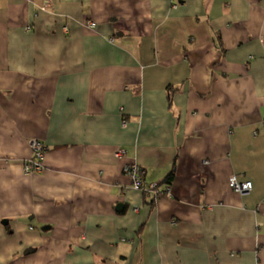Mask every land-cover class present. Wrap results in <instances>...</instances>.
Masks as SVG:
<instances>
[{
  "label": "crops",
  "instance_id": "obj_1",
  "mask_svg": "<svg viewBox=\"0 0 264 264\" xmlns=\"http://www.w3.org/2000/svg\"><path fill=\"white\" fill-rule=\"evenodd\" d=\"M0 264H264V0H0Z\"/></svg>",
  "mask_w": 264,
  "mask_h": 264
},
{
  "label": "built area",
  "instance_id": "obj_2",
  "mask_svg": "<svg viewBox=\"0 0 264 264\" xmlns=\"http://www.w3.org/2000/svg\"><path fill=\"white\" fill-rule=\"evenodd\" d=\"M178 0H172V6L176 7ZM90 27L95 26V22L89 21ZM30 147L32 150V156L24 163L23 170L25 173L40 172L43 169L44 151L46 149L42 140L34 138L30 141ZM125 152L124 148H120L115 152L116 157H122ZM123 171L131 178L132 185L140 190L153 191L155 195H158V191L155 189L156 184L150 183L148 186L144 185L143 181V169L136 163H127L123 167ZM230 188L238 193H247L252 189V183L249 180H239L236 175L232 174L229 177Z\"/></svg>",
  "mask_w": 264,
  "mask_h": 264
},
{
  "label": "rangeland",
  "instance_id": "obj_3",
  "mask_svg": "<svg viewBox=\"0 0 264 264\" xmlns=\"http://www.w3.org/2000/svg\"><path fill=\"white\" fill-rule=\"evenodd\" d=\"M228 181H229V179H228ZM147 186H148V185H147ZM143 191H145V192H147V193H151L150 190H149V191L143 190ZM155 196H156V195H155Z\"/></svg>",
  "mask_w": 264,
  "mask_h": 264
}]
</instances>
